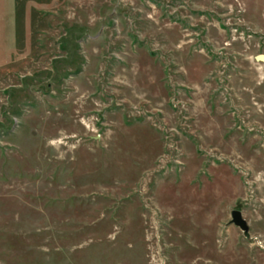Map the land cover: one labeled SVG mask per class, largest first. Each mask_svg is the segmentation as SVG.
<instances>
[{
	"label": "rangeland",
	"instance_id": "1",
	"mask_svg": "<svg viewBox=\"0 0 264 264\" xmlns=\"http://www.w3.org/2000/svg\"><path fill=\"white\" fill-rule=\"evenodd\" d=\"M258 55L264 0H0V264H264Z\"/></svg>",
	"mask_w": 264,
	"mask_h": 264
},
{
	"label": "water",
	"instance_id": "2",
	"mask_svg": "<svg viewBox=\"0 0 264 264\" xmlns=\"http://www.w3.org/2000/svg\"><path fill=\"white\" fill-rule=\"evenodd\" d=\"M256 61L264 63V55H258L256 56ZM231 223L238 227L240 230H242L245 234L248 231V227L246 226V223L242 220L241 215L237 211H233L231 213Z\"/></svg>",
	"mask_w": 264,
	"mask_h": 264
}]
</instances>
